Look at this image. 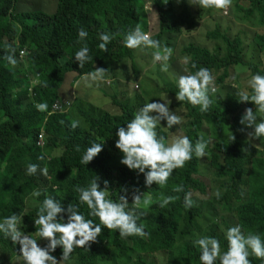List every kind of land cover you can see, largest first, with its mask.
I'll use <instances>...</instances> for the list:
<instances>
[{"label": "trees", "instance_id": "obj_1", "mask_svg": "<svg viewBox=\"0 0 264 264\" xmlns=\"http://www.w3.org/2000/svg\"><path fill=\"white\" fill-rule=\"evenodd\" d=\"M37 1L0 0V221L12 214L22 216L20 230L44 247L48 242L36 235L34 220L45 196H51L65 208L68 204L75 205L86 219L98 224V218L89 215L87 205L79 201L80 194L75 191L77 186L86 188L98 177L101 188L104 181L108 182L110 199L118 201L120 195L126 196L129 209L134 208L140 217L137 223L144 225L147 235L122 238L118 230L101 225L102 232L95 242L88 248L77 247L71 253L69 260L74 259V264H102L110 260L114 264L113 254L120 257L119 264H154L147 257L158 252L166 258H174L175 264H201L200 249L193 243L200 228L206 229L203 236L220 241L221 252L227 250L224 233L232 226L239 225L245 235L259 234L264 240V137L259 138L261 149L248 151L244 135L253 129L239 121L246 108L256 112V105L240 102L235 91L227 89L233 83H241L235 72L237 67L247 68L251 75H264V63L256 59H264V0H236L233 12L242 14L247 26L234 27L231 22L221 26L217 22L215 29L207 34L209 40H220L223 50L195 43L183 46L181 53L188 59L189 74L200 67L209 69L214 87L224 90L225 96L212 98L209 95L212 104L207 112H201L199 106L194 107L187 101L169 104L171 110L183 113L182 122L179 130L176 125L164 129L167 124L161 120V127L156 129L158 136H163L167 142L170 132L175 130L194 145L202 135L208 142L205 151L209 153L211 184L201 178V158L193 153L192 159L183 168L175 169L163 186L145 185L142 173L120 163L123 154L115 147L117 129L126 127L144 102L139 99L133 104L123 102L99 88L102 94L99 101L108 99L118 111L102 109L101 112L99 107L100 112H96L89 109V105L95 106L91 103L87 107L76 105L79 98L74 97L77 82L96 68L107 69L105 78H116L115 65H125L130 60L134 72L132 80L140 77L134 51L124 46L123 39L137 26L144 32L148 30L145 0H44L51 12L35 8ZM241 1L246 3L241 4ZM152 2L159 16V31L153 39L161 43L165 39L166 46L174 36L180 38L185 31L197 26L199 11L192 10L189 0H179L178 5L174 0ZM203 9L210 17L216 14L212 13L215 8ZM80 28L88 32V37L77 43ZM102 32L114 34L107 45L108 51L104 52L98 47L101 43L98 36ZM84 44L89 47L88 55L92 59L80 68L74 54ZM9 45L16 50L15 66L5 59ZM249 52L252 58L248 60ZM193 63L196 68L192 67ZM177 91V86L167 89L172 96H176ZM42 102L47 103V111L34 107ZM55 105H58L57 110L53 109ZM256 114L259 120L260 114ZM72 120H79L80 126L72 129ZM42 130L46 140L44 147L37 145ZM93 143H102L103 150L84 165L81 157ZM77 146L79 151H76ZM40 156L42 160L38 159ZM29 163L38 164L40 168L46 166L47 177L39 170L35 175H26ZM177 185H182L184 191L174 192ZM34 190L41 195L34 196ZM136 190L142 199L151 198L149 207L132 204ZM217 190L221 193L219 198L215 195ZM185 193L192 194L194 206L191 208L184 206ZM166 196L179 199L160 207L159 201ZM62 215V222H66L67 214ZM199 221L204 222L202 227ZM19 249L18 242L13 243L0 233V264H15ZM51 255L60 260L62 248L57 246ZM131 255L136 256L135 261L130 259ZM249 260L251 264H264V260L251 254Z\"/></svg>", "mask_w": 264, "mask_h": 264}, {"label": "clouds", "instance_id": "obj_2", "mask_svg": "<svg viewBox=\"0 0 264 264\" xmlns=\"http://www.w3.org/2000/svg\"><path fill=\"white\" fill-rule=\"evenodd\" d=\"M232 3L233 0H194V4L200 8H215L223 10L225 13L232 6ZM87 37L88 32L80 28L77 43L86 40ZM113 38L114 34L100 33L98 36L101 41L98 45L99 49L103 52L108 51L107 45ZM123 44L129 49H136L141 46L154 49L153 63L165 62L162 71H167L166 62L171 58L173 49L162 45L160 40L151 38L139 26L125 34ZM15 51V48L9 45V54L5 56L7 62L12 66L17 64ZM88 53L87 44L75 52L74 60L78 62L80 68L92 59ZM185 62H187V58H185ZM192 67L196 68V65L193 63ZM106 72L107 69L96 68L85 73L81 80L86 86L91 87L93 83L103 81ZM247 85L251 89V94L247 91L239 93V101L251 102L256 105V112L252 108H246L239 123L253 129V132L248 133L249 137H264V75L258 73L252 75L247 81ZM43 86H47V84ZM176 86L178 88L176 100L187 101L194 107L199 106L201 112L209 110L212 104L209 92H216L214 77L209 69L200 67L194 74L179 75L176 79ZM166 101L164 100L163 103L146 102L134 113L126 127H119L116 131L118 139L115 142V147L123 154L120 163L130 170H138L139 173H142L145 177V185L148 186L153 183L161 186L166 185L172 172L177 168H183L186 162L192 159L193 153L200 158L206 155L205 150L208 142L204 140L202 135L194 145L185 135H173L167 142L163 136H158L156 129L161 127V120L166 121V128L168 129L182 122L181 116L169 110L170 101ZM34 107L41 112L48 110L46 102L37 103ZM257 112L260 114L259 120ZM151 113H156V115H151ZM79 126V120L71 121L70 127L72 129ZM232 140H234V136H232ZM79 150V146H77L76 151ZM102 150V143H93L82 155L81 163L88 164ZM38 159L42 160L43 156L38 157ZM38 170L41 175L47 177L48 169L46 166L40 168L35 163L26 165V175H35ZM97 181L98 177L91 180L86 188L77 186L75 191L80 194L79 201L87 205L89 215L98 218V224L91 219H86L75 205L68 204L65 208L60 201L51 196H45L38 209L37 218L34 220L37 229L36 235L48 242L44 247L38 245L37 239L20 230L19 225L22 223V216L12 214L0 221V233L10 238L13 243L18 242L20 245V255L17 259L22 258L24 264H64L70 259L75 248H88L90 243L97 240L102 232L101 225L109 230H118L122 238L146 236L144 225L137 223L140 217L136 215L134 208L129 209L126 196L120 195L118 201L110 199L108 182L104 181V187L101 188ZM173 191L179 193L183 192L184 189L182 185H177L174 186ZM33 195L40 196L41 193L34 190ZM215 195L219 198L220 191L217 190ZM191 197V193H185V208L194 206ZM177 199H179L178 196H166L159 201V205L165 207ZM151 203V198L142 199L138 190L132 195V204L135 207L143 204L147 208ZM65 213L67 214V221L62 222L64 220L62 214ZM224 237L227 242V250L224 252H221L220 241L215 237L201 236L193 241L200 249L199 260L201 264H217V262L219 264H251L250 254L257 259L264 260V240L259 234L250 232L245 235L240 226L236 225L227 228ZM57 246L62 248L59 261L51 255Z\"/></svg>", "mask_w": 264, "mask_h": 264}, {"label": "rangeland", "instance_id": "obj_3", "mask_svg": "<svg viewBox=\"0 0 264 264\" xmlns=\"http://www.w3.org/2000/svg\"><path fill=\"white\" fill-rule=\"evenodd\" d=\"M175 4L178 5L179 0H174ZM236 2V0H233V3ZM189 3L192 7V10L194 12H197L198 17V23L197 26L187 32L185 31V34L181 35V37H176L170 41L168 47L173 49V54L171 58L166 62L168 67L167 71H162V66L165 62H156L153 63V52L154 49L146 48V47H139L136 49H132L134 51L135 57H136V63L138 65L140 77H138L137 81H133V70L131 68L130 60L125 62V65H115L117 70V77H109L104 78L103 81H100L98 83H93L91 87H88L85 85V83L80 79L77 84L78 88L75 91L74 97L79 98V102H76L81 107H87L89 103L98 106L95 108V106L89 105V109L92 111L100 112L98 109L101 108V112H103L102 109L106 110L107 112L117 113L118 109L108 102V99L100 102L99 99L102 98V94L100 93L99 88L104 89L107 91L108 94L116 95L121 101L128 102L130 104H133L138 99L143 101L144 104L146 102H160L163 103L164 100L170 101V104H176L178 100H176V96H172L168 94L167 89L172 88L176 86V79L179 75H187L189 74L188 70L186 69V64L188 62H185V57L182 55V48L184 45L188 43H195L197 45H200V47L213 49L218 48L223 50V44L220 40H209L207 38V34L211 31H213L218 23H221V26L227 25V23L231 22L234 24V27H246V22L242 19V14H237L233 12L232 6L227 10V13H225L223 10L215 9L212 11V13H216L213 17L208 16L209 14H205V11L203 8L197 7L194 4V0H189ZM232 3V5H233ZM246 2L241 1V4H245ZM145 11L147 12V20H148V30L146 33H148L151 38L159 31V16L156 8L153 6L152 0H145ZM45 10L47 12H51V8H48L44 2V0H38L35 4V8ZM206 9V8H205ZM211 13V14H212ZM238 25V26H237ZM252 30H254V27L249 26ZM236 31H238L239 28H234ZM187 30V29H185ZM162 45H165V39L162 41ZM252 54L251 52L248 53L247 59H251ZM257 61L264 63V59L256 57ZM235 72L239 75L241 83H233L231 87H227L228 90H234L236 96H239V93L247 91L249 93V87L247 85V81L251 78V72L245 68V67H237L235 69ZM76 84V83H75ZM74 84V86H75ZM210 97L214 98L216 96L222 98L225 96V91L222 89L216 88V92L210 91ZM88 103V104H87ZM80 107V108H81ZM170 111L176 112L177 115L181 116L180 111L171 110ZM183 110V109H182ZM183 114V113H182ZM151 115H156V113H151ZM180 125V124H179ZM164 129H166V126H163ZM176 128L179 130L178 125H176ZM253 132V130H249L245 132L244 138L247 142L248 151L252 152L253 149H261L262 148V141L259 140V138L255 137H249L248 133ZM173 135H183L181 132L172 131L170 132V139ZM262 139V138H260ZM209 153L206 152V155L204 157H201V170H200V176L203 179V181L206 184H211V181L209 179V170H208V160ZM205 199H211V197H206ZM33 203V202H32ZM31 203V204H32ZM202 223L199 221V227H202ZM206 229L200 228V233H198L196 236L200 238L204 235ZM197 238V239H198ZM41 245V244H40ZM39 245V246H40ZM112 257H114V264H119L120 257L117 254H113ZM132 261L136 260V256H129ZM149 261H152L154 264H175L174 258L164 256L163 253L158 252L152 255H149L147 257ZM59 261V260H58ZM15 264H24V261L22 258L17 259ZM64 264H74V259L68 260L64 262ZM102 264H113V261H102Z\"/></svg>", "mask_w": 264, "mask_h": 264}, {"label": "built area", "instance_id": "obj_4", "mask_svg": "<svg viewBox=\"0 0 264 264\" xmlns=\"http://www.w3.org/2000/svg\"><path fill=\"white\" fill-rule=\"evenodd\" d=\"M21 53H23L22 56L25 55V52H24V51H22ZM54 109L57 110V109H58V105H55V106H54ZM37 145L40 146V147H44V146H45V134H44L43 131H42V132L40 133V135L38 136Z\"/></svg>", "mask_w": 264, "mask_h": 264}]
</instances>
